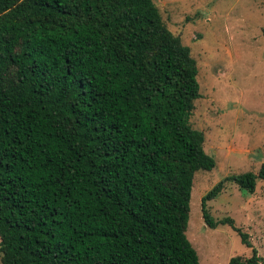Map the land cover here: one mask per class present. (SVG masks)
Listing matches in <instances>:
<instances>
[{"label": "trees", "instance_id": "1", "mask_svg": "<svg viewBox=\"0 0 264 264\" xmlns=\"http://www.w3.org/2000/svg\"><path fill=\"white\" fill-rule=\"evenodd\" d=\"M196 60L153 0H0V264H199ZM257 173L225 177L252 193ZM229 224L259 264L246 233Z\"/></svg>", "mask_w": 264, "mask_h": 264}, {"label": "rangeland", "instance_id": "2", "mask_svg": "<svg viewBox=\"0 0 264 264\" xmlns=\"http://www.w3.org/2000/svg\"><path fill=\"white\" fill-rule=\"evenodd\" d=\"M168 29L190 48L196 60L200 96L190 117L204 133V151L214 157L211 170L193 176L186 236L199 264H227L248 257L229 224L210 228L201 198L223 180L221 192L207 201L211 216L226 217L246 233L264 264V179L252 193L225 177L257 173L264 161V0H153Z\"/></svg>", "mask_w": 264, "mask_h": 264}]
</instances>
